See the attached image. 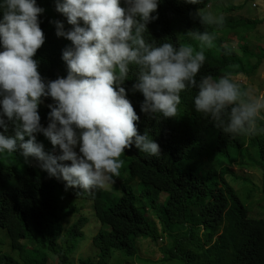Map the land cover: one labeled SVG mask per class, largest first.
Wrapping results in <instances>:
<instances>
[{
    "label": "trees",
    "instance_id": "16d2710c",
    "mask_svg": "<svg viewBox=\"0 0 264 264\" xmlns=\"http://www.w3.org/2000/svg\"><path fill=\"white\" fill-rule=\"evenodd\" d=\"M247 2L264 7V0H244L224 11H241ZM210 3L0 0V144L17 152L28 131L43 130L55 135L60 154L69 135L94 127L104 136L101 147L125 163L127 175L115 198L64 151L51 178L29 165L17 170L0 164V232L19 258L0 254V264H48L49 257L69 264L66 254L86 220L68 223V217L81 209L74 201L82 198L92 202L99 229L92 237L97 259L81 264H106L115 252L133 257L141 240L156 241L159 234L173 237L163 261L264 264V219L248 215L211 164L254 139L264 196L261 119L224 101L232 80L214 90L206 84L240 60L224 38L197 57L178 38L183 29L232 34L253 70L260 58L256 62L255 46L244 37L262 21H209L201 12ZM195 163L208 168L189 169ZM132 182L144 190L135 192ZM63 197L66 206L59 204Z\"/></svg>",
    "mask_w": 264,
    "mask_h": 264
},
{
    "label": "rangeland",
    "instance_id": "374dc122",
    "mask_svg": "<svg viewBox=\"0 0 264 264\" xmlns=\"http://www.w3.org/2000/svg\"><path fill=\"white\" fill-rule=\"evenodd\" d=\"M244 0H212L201 12L209 21H219L222 19L248 18L261 20V24L255 28H251L245 33L244 41L254 45L255 49L253 57L256 62L260 58V64L255 69H248L249 65H253L252 61L248 63L247 57L242 55L237 42L233 40L232 34L217 32L213 35H204L191 33L181 30L178 38L185 51L192 56H199L206 51L212 52V47L218 43L219 39L224 38L226 46L238 56L240 63L238 66H230L225 70V74L221 73L215 79L208 80L207 86L210 90H214L219 83L225 78L235 82L231 89H228L223 99L226 103L235 102L246 110L254 112L261 120L260 125L264 126V7L259 3L253 6L247 2L241 11H232L226 14L224 8L230 5H238ZM232 40V41H231ZM263 56V58H261ZM248 69V70H247ZM247 70V73L242 72ZM230 77V78H229ZM13 101H19L17 98H9ZM90 130V131H89ZM94 127H90L87 131H80L74 135H69L64 142L68 153L75 159L83 162L86 167L87 179L91 178L96 181L100 187L110 193V197H119V184L121 178H127L121 169L125 163H115V157L108 154L106 148H102L100 140L103 139L101 131H96ZM100 141V143H99ZM82 143V145H81ZM57 139L52 132L43 130H30L27 132V138L19 151H11L7 145L0 144V164L14 166L17 170H22L25 166H31L35 171L49 178L52 177V164L57 156ZM107 153H106V151ZM216 167L217 177L223 178L224 182L232 187L240 200L241 204L246 208L251 218L264 219V196L261 192V176L263 170V162L259 157V149L252 138L247 139L245 145L241 148L231 147L227 155H219V158L213 162ZM194 165L197 169L208 168V164L198 165L195 163L189 169H193ZM117 175H114V171ZM204 173L208 169L203 170ZM135 192L144 190L142 187L131 183ZM115 188V189H114ZM66 193V191H65ZM164 195H162L163 197ZM75 207L81 205V209L75 214L68 217V223L74 218L83 216L85 221L82 227V237L76 241L71 252L66 254L67 263L81 264V261L89 258L92 261L97 259L96 253L98 249L93 244L92 237L96 235L99 225L96 223L92 202L90 200L75 199ZM59 204L66 206L68 200L63 197ZM149 219L151 212L147 213ZM159 228V224L156 223ZM183 232L180 240L183 241L182 248L188 249V243ZM160 232V231H159ZM176 233V232H175ZM200 235V231L198 233ZM173 237L168 234H159L156 241L150 239L141 240L138 243V251L135 256L123 255L115 252L113 257L106 264H182L179 260L163 261L162 251L172 246ZM0 254H7L10 257L19 260L16 254L10 251L8 239L1 235L0 232ZM47 261L48 264H58L56 260ZM52 260V261H51Z\"/></svg>",
    "mask_w": 264,
    "mask_h": 264
},
{
    "label": "clouds",
    "instance_id": "9594fccd",
    "mask_svg": "<svg viewBox=\"0 0 264 264\" xmlns=\"http://www.w3.org/2000/svg\"><path fill=\"white\" fill-rule=\"evenodd\" d=\"M10 100V99H9ZM78 132H80V131H78ZM75 134V133H74ZM62 147L60 148L61 149V153L59 154L58 153V151H57V156H56V159L54 160V162H53V164H52V175H54V169H55V167L57 166V165H59V162H60V160H59V157H60V155L62 154V152L64 151L65 152V154L66 153H68V151H67V149H66V147H65V145H64V141L62 142V145H61ZM106 151V150H105ZM106 153H107V151H106ZM69 154V153H68ZM109 154V153H108ZM70 155V154H69ZM70 157H72L71 155H70ZM73 159H75L74 157H72ZM75 160H77V159H75ZM77 161H79V160H77ZM81 162V161H80ZM115 162V161H114ZM83 163V162H82ZM116 164H117V162H115ZM87 167V166H86ZM86 174H87V172H86ZM117 175V171H116V169H115V171H114V175ZM43 175V174H42ZM44 177H47V176H45L44 175ZM49 178V177H48ZM121 180V179H120ZM96 182V181H95ZM102 188V187H101ZM103 189V188H102ZM104 190V189H103ZM105 191V190H104ZM106 192V191H105ZM1 235H3L2 233H1Z\"/></svg>",
    "mask_w": 264,
    "mask_h": 264
}]
</instances>
